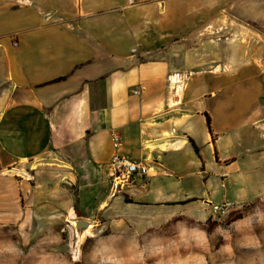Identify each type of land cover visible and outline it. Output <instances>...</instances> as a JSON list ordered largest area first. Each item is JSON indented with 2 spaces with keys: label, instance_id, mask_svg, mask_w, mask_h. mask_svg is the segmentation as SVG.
<instances>
[{
  "label": "crops",
  "instance_id": "obj_1",
  "mask_svg": "<svg viewBox=\"0 0 264 264\" xmlns=\"http://www.w3.org/2000/svg\"><path fill=\"white\" fill-rule=\"evenodd\" d=\"M202 1L41 0L11 30L0 0V222L57 237L264 194V37ZM112 133L145 177L113 182Z\"/></svg>",
  "mask_w": 264,
  "mask_h": 264
},
{
  "label": "rangeland",
  "instance_id": "obj_2",
  "mask_svg": "<svg viewBox=\"0 0 264 264\" xmlns=\"http://www.w3.org/2000/svg\"><path fill=\"white\" fill-rule=\"evenodd\" d=\"M27 1L11 0V9L1 11L11 30L29 17L34 22L41 7L49 10L41 0ZM211 5L218 9L220 28L234 22L241 42L253 45L259 35L264 37V0H203L189 11ZM228 32L220 29L219 35L230 36ZM140 216L149 219L150 213ZM153 217L163 220L140 221L120 230L104 225L87 233L65 227L57 237L42 230L23 236L0 222V264H264V194L204 219L184 213Z\"/></svg>",
  "mask_w": 264,
  "mask_h": 264
},
{
  "label": "built area",
  "instance_id": "obj_3",
  "mask_svg": "<svg viewBox=\"0 0 264 264\" xmlns=\"http://www.w3.org/2000/svg\"><path fill=\"white\" fill-rule=\"evenodd\" d=\"M128 6L134 5V0H127ZM16 43H14V46ZM132 95H137L138 90L131 91ZM111 143L116 151L110 159V171L113 182L117 184L129 183L133 178L145 177L149 171V166L141 161H135L131 158L121 155L117 152L120 146V138L116 133L111 134ZM213 213H220V211H229L228 203H222L220 205L211 206Z\"/></svg>",
  "mask_w": 264,
  "mask_h": 264
},
{
  "label": "water",
  "instance_id": "obj_4",
  "mask_svg": "<svg viewBox=\"0 0 264 264\" xmlns=\"http://www.w3.org/2000/svg\"><path fill=\"white\" fill-rule=\"evenodd\" d=\"M87 227H89V224L86 222H82V221L75 222V229L79 233L83 232Z\"/></svg>",
  "mask_w": 264,
  "mask_h": 264
},
{
  "label": "bare ground",
  "instance_id": "obj_5",
  "mask_svg": "<svg viewBox=\"0 0 264 264\" xmlns=\"http://www.w3.org/2000/svg\"><path fill=\"white\" fill-rule=\"evenodd\" d=\"M232 208H234V206L232 204H228V210H232ZM224 212H227V211H220V213H224ZM91 229V226L89 225V227H87L85 230H84V233H87V232H90ZM79 234V233H78ZM83 235V233H82ZM80 236L79 240H81L83 238V236Z\"/></svg>",
  "mask_w": 264,
  "mask_h": 264
},
{
  "label": "trees",
  "instance_id": "obj_6",
  "mask_svg": "<svg viewBox=\"0 0 264 264\" xmlns=\"http://www.w3.org/2000/svg\"><path fill=\"white\" fill-rule=\"evenodd\" d=\"M126 203H131L130 201L126 200Z\"/></svg>",
  "mask_w": 264,
  "mask_h": 264
}]
</instances>
